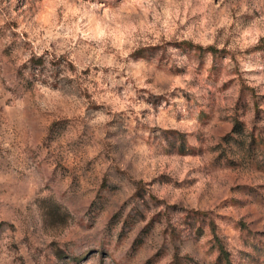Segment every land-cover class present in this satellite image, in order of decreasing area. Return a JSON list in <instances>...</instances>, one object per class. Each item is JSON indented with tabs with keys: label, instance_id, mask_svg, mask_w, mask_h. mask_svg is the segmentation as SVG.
<instances>
[{
	"label": "rangeland",
	"instance_id": "obj_1",
	"mask_svg": "<svg viewBox=\"0 0 264 264\" xmlns=\"http://www.w3.org/2000/svg\"><path fill=\"white\" fill-rule=\"evenodd\" d=\"M226 260L264 264V0H0V264Z\"/></svg>",
	"mask_w": 264,
	"mask_h": 264
},
{
	"label": "trees",
	"instance_id": "obj_2",
	"mask_svg": "<svg viewBox=\"0 0 264 264\" xmlns=\"http://www.w3.org/2000/svg\"><path fill=\"white\" fill-rule=\"evenodd\" d=\"M222 254L226 255L225 252H222ZM226 264H232L228 260H226Z\"/></svg>",
	"mask_w": 264,
	"mask_h": 264
}]
</instances>
